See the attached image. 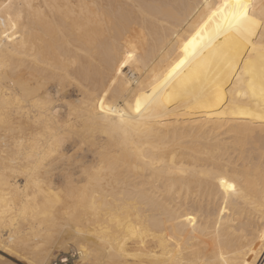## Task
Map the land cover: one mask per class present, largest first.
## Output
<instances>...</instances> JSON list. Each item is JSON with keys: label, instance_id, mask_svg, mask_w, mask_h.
<instances>
[{"label": "bare ground", "instance_id": "1", "mask_svg": "<svg viewBox=\"0 0 264 264\" xmlns=\"http://www.w3.org/2000/svg\"><path fill=\"white\" fill-rule=\"evenodd\" d=\"M11 2L23 8L14 42L0 26V250L25 264L68 249L79 264H224L222 250L264 264V97L248 87L264 78L260 37L206 24L223 0ZM153 89L140 127L99 113L104 98L135 116Z\"/></svg>", "mask_w": 264, "mask_h": 264}, {"label": "snow or ice", "instance_id": "2", "mask_svg": "<svg viewBox=\"0 0 264 264\" xmlns=\"http://www.w3.org/2000/svg\"><path fill=\"white\" fill-rule=\"evenodd\" d=\"M260 6L262 11L259 18H257V5L253 0H223L222 3L208 4L206 6L208 21L205 23L213 22L216 24L217 33H235L245 43H251L256 36H259L261 42L264 43V0H261ZM17 8L22 9L23 5L14 4L11 0H9V3L7 4H0V17L7 14V22L0 20V26L3 28V36L12 42H14V40L9 29H11V31L18 30V25L13 22L14 20L19 19L18 16L13 15ZM194 42L195 37L193 40H190L188 44L191 45L194 44ZM2 44L3 38H0V46H2ZM187 48L188 45H185V51H187ZM130 58L131 57H129V59ZM248 87L253 96L259 93L261 97H264V78L261 79L259 85H257L254 80H249ZM107 95L108 94L105 93V96ZM158 95V91L153 89V93L150 96H138L135 100V116H133L130 111L106 106L105 99L101 98L99 100V113L103 115L108 122H111L115 118L118 119L121 126L140 127L143 114L151 108L153 103L157 102ZM128 107L131 108V104H129ZM137 117H141V120H138ZM220 183L222 185L226 184L224 180H221ZM226 190H231L235 193V187L232 184H226ZM261 212L264 213V207L261 208ZM259 238L261 243L264 244V233H261ZM109 251H112V249L110 248ZM219 260L223 261L224 264H232L230 258L223 254V250L221 251ZM206 264H219V261L212 259L207 261Z\"/></svg>", "mask_w": 264, "mask_h": 264}, {"label": "rangeland", "instance_id": "3", "mask_svg": "<svg viewBox=\"0 0 264 264\" xmlns=\"http://www.w3.org/2000/svg\"><path fill=\"white\" fill-rule=\"evenodd\" d=\"M124 71H127V67H124ZM0 256L3 257V258L0 257L3 261H5L4 258H6V260L9 261V262L6 261L4 264H11V262H12V264H25L24 261H22L21 259L19 260V259H16L15 257H13V256H9V255L5 254L4 252H2L1 250H0ZM60 258L65 259V262H63L61 264H74V263L75 264L76 263L79 264L77 254L76 253H72V251L70 249H68L65 253H60V254H59V252L54 253L53 261L54 260H58V262H59Z\"/></svg>", "mask_w": 264, "mask_h": 264}, {"label": "built area", "instance_id": "4", "mask_svg": "<svg viewBox=\"0 0 264 264\" xmlns=\"http://www.w3.org/2000/svg\"><path fill=\"white\" fill-rule=\"evenodd\" d=\"M54 262H55V264H57L56 261H54ZM61 263H63V262H60L59 264H61Z\"/></svg>", "mask_w": 264, "mask_h": 264}]
</instances>
